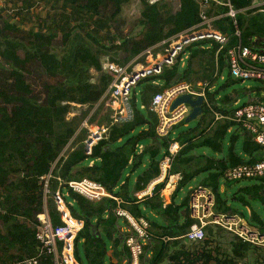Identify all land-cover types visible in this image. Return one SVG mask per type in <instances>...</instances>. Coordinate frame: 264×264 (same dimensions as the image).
I'll return each mask as SVG.
<instances>
[{
  "label": "trees",
  "instance_id": "1",
  "mask_svg": "<svg viewBox=\"0 0 264 264\" xmlns=\"http://www.w3.org/2000/svg\"><path fill=\"white\" fill-rule=\"evenodd\" d=\"M40 1L49 9H60L54 27L41 21L36 30L27 31L31 40L11 35L21 31L11 20L0 28V70L2 64L8 68L0 77V264L38 254L41 245L34 236L40 225L37 216L46 212L52 227L62 224L55 200L57 193L64 211L82 221L73 241L74 258L79 264H132L125 239L136 231L125 216L117 214L118 210L125 211L136 222L143 219L147 223L148 239L138 257L139 264H239L250 252L257 251L262 252L261 264H264V248L236 236L230 241L229 253L219 247L212 248L210 244L216 236L227 232L221 226L207 225L202 241H187L185 233L198 223L189 206L191 189L176 202L180 190L188 188L189 182L197 177L198 187L213 196L214 214L237 215L250 227L264 231V177L238 180L222 177L228 167L264 160V148L248 131L229 120L214 121L209 108L230 114L234 104L240 101L235 94L218 95L228 83L243 82L228 72V49L221 50L215 59L219 45L214 40L189 43L173 64L162 66L159 75L142 78L131 88L127 97L130 119L113 122L112 109L105 107L98 122L106 123V133L89 153L84 143L86 137L81 139L83 122L90 121L99 111L110 84L104 75L90 82L91 69L100 70V58L109 56L112 62L126 66L143 53L132 66L147 54L165 53L172 38L201 22L198 4L194 0H179L177 11L165 13L163 9L171 7L170 2L149 4L141 0L140 17L124 25L121 10L129 0ZM219 1L222 4L211 2L207 13L216 31L224 34L218 23L228 20L231 36L236 28L240 33V38L236 37L238 42L264 47V14L254 12V0ZM227 3L238 11L236 27L227 16ZM238 13L244 14V19L237 18ZM85 20L95 21L96 28L84 23ZM104 29L107 30L101 39L98 34ZM58 33L59 46H55ZM55 48L59 49L57 53ZM184 54L187 58L182 65ZM30 64H37L47 77L54 79L42 86L43 99L29 89L18 87L24 82ZM224 69L227 79L216 89ZM252 81L258 85L243 90L247 101L239 102V106L264 105V82ZM181 83L189 84L196 92L204 90L207 104L202 103L203 113L198 118L203 120L208 116L210 122L205 130L190 129L182 139L181 135L172 139L171 127L163 135L157 132L158 117L148 106L160 94V88ZM96 105L97 109L91 113ZM71 112L73 115L69 116ZM172 141L181 148L173 157L169 171L170 176H176L177 183L168 206H163L160 198L167 178L154 186L151 196L138 199L137 193L160 175V161L170 155ZM206 148L218 157L196 153ZM192 162L196 167H192ZM83 180L100 185L106 196L89 199L70 186ZM240 182L243 183L237 184ZM234 203H240L248 213L239 215ZM251 204L259 208L253 209ZM150 212L157 219L146 216ZM39 264H53L52 256L43 255Z\"/></svg>",
  "mask_w": 264,
  "mask_h": 264
},
{
  "label": "built area",
  "instance_id": "2",
  "mask_svg": "<svg viewBox=\"0 0 264 264\" xmlns=\"http://www.w3.org/2000/svg\"><path fill=\"white\" fill-rule=\"evenodd\" d=\"M161 1L173 2L174 4H177L178 9L180 7L179 0H147L149 4H156ZM194 1L199 6L201 22L190 30L180 33L172 38L171 46L165 51L166 54L162 59L151 60L149 67L136 65L130 70L129 67L131 64L121 66L109 60L108 57H102L100 59V70L97 71L91 69V83H94L100 75H104L110 82L103 99L106 97L108 98V104L106 107L112 109L110 118L113 122L131 118V113H128L125 104L126 101H128L127 97L129 96L130 90L136 82L151 75H159L162 66L173 64L179 53H181L183 48L189 43L203 39L214 40L219 45L215 54V59L217 58V54L225 48V45L229 41L228 37L225 34L216 31L212 25V19L207 16L211 2L218 5L222 3L219 0ZM227 6L229 7L227 16L233 20V24L236 27L235 14L238 11L230 6L229 3H227ZM252 8L256 9L254 12L264 14V6ZM125 9L127 14L124 16L129 22L138 19L142 10L141 0H132V2L129 0L125 5ZM234 34L237 38H240V33L237 28ZM186 58L187 54H184L183 58L180 60L182 65ZM227 58L228 72L232 78L243 81L260 80L264 82V47L256 48L253 45L245 46L242 45L239 40L237 45H234L227 50ZM185 94H191L193 97L201 96L203 102L207 104L204 90L196 92L186 83H181L165 89L162 93L156 94L151 100L148 109L154 111L158 117L159 125L157 127V132L159 134H165L171 125L179 122L189 114L190 108L186 104H180L174 110H170L171 103L178 96ZM234 105L235 109L230 114L216 112L209 106L214 121L229 120L240 125L253 136V139L259 145L264 148V105L260 103H249L239 106L240 104L238 101ZM68 115H73V113H69ZM86 125L87 121L85 120L82 126L85 128ZM95 126V129H92L91 127L89 134L84 140L87 153L90 152V148L102 138L108 129L105 124L99 126L95 124ZM180 148L181 146L177 142L172 141L170 143L168 149L170 155L165 156L159 164L160 175L151 180L148 183L149 185L146 186L143 191L137 193L138 199H142L145 196H151L154 186L160 183L164 178H167L164 188L167 189L171 186L174 176H170L169 171L172 159L178 153ZM139 149H141V147H139ZM222 177L226 180L264 177V160L255 164H241L228 167L223 171ZM70 186L89 199L99 200L101 197L106 196L100 185L86 180L79 183L72 182L70 183ZM81 186H84L87 189V192L82 190ZM55 200L58 209L61 212L62 224L57 227H52L47 213L43 212L39 214L37 218L40 225L34 233L36 240L41 245L38 254L33 257L24 258L23 260H12L4 264H39L43 255L52 256L53 264H79L74 258L73 241L82 227V221L71 218L68 212L64 211V206L58 193L55 196ZM212 206L213 196L206 189L199 187L193 191L190 208L192 217L196 218L198 223L192 225L185 233L184 237L187 241H202L205 237V227L212 224L223 227L243 242L264 248V231L256 230L248 226L244 223L243 219L237 215L214 214L212 212ZM117 214L125 216L136 231L135 234L128 235L125 242L131 251V263L139 264L138 257L142 252L143 244L148 239V233L146 231L147 223L143 219L136 222L128 215V213L122 210H118ZM57 242L62 243L61 249L57 248Z\"/></svg>",
  "mask_w": 264,
  "mask_h": 264
},
{
  "label": "rangeland",
  "instance_id": "3",
  "mask_svg": "<svg viewBox=\"0 0 264 264\" xmlns=\"http://www.w3.org/2000/svg\"><path fill=\"white\" fill-rule=\"evenodd\" d=\"M36 4L34 3V0H0V28L3 26L4 22L7 21H12L11 23L15 22L13 21L14 19H16L15 22V26H18L20 28L21 31H19V33H11V35L25 39V40H31L32 37L30 35H28L27 31L28 30H36L38 25L41 24V21H46V24L50 27H54V25L59 21V18H55L58 17L60 14V9L56 8L55 10L49 9L48 7H45V5L43 4L42 1L40 0H36ZM132 2V0H131ZM171 7L163 9L164 12L166 13L171 12L174 13L175 11L178 10L177 4L170 2ZM35 5V6H34ZM32 6V7H31ZM31 7V8H30ZM60 7V6H59ZM69 9V8H68ZM62 10V9H61ZM105 13H107L108 11L105 9L104 11ZM125 14H127V12H125V6L122 7L121 10V17L122 19L125 21L124 25H128L131 24L133 22H135L136 20H133L132 22H129L126 18H125ZM222 15H219V17H221ZM237 18H241L244 19V14L242 13H238L237 14ZM13 19V20H12ZM47 19V20H45ZM54 19V20H53ZM52 20V21H51ZM84 23H89V26L93 25L94 28H96V23L95 21H92L91 23L87 20H85ZM218 27L222 28V33H224L229 41L227 42V44L225 45L226 49H230L232 48L234 45L238 44L237 41V36L235 34H232L231 29H230V24L228 20H221V22L218 23ZM215 30L217 27H214ZM107 29H104L102 31L99 32L98 36L99 38L102 39V35H104V33L106 32ZM218 31V30H217ZM128 32V30H127ZM220 33V32H219ZM45 32H43V35L45 36ZM59 37H60V33H58L57 38L55 39V46H59ZM254 38H252L253 40ZM35 41V40H34ZM171 46V45H170ZM169 46V47H170ZM59 51L58 48H55V52L57 53ZM159 53L157 55H154L153 53L151 54H147L146 56H143L140 58V60H138L137 62H135L130 68L133 69L136 65H141V66H145V67H149L150 66V62L151 60L154 61L155 59H157L158 57H161L162 55L165 56L166 52L164 53V51H158ZM19 55L20 57H22V52L19 51ZM143 55V53L141 54ZM141 55H139L138 57L134 58L131 62H129L128 64H132V62L134 60H136L137 58H139ZM158 56V57H157ZM102 57H108L109 56H102ZM101 57V58H102ZM100 58V59H101ZM110 60V59H109ZM1 64V62H0ZM122 66V65H121ZM128 68V69H129ZM8 70V68L6 67V65L2 64V70H0V77L3 75H5L6 71ZM27 73L24 74L25 80L24 82H20L18 84V87H22L25 89H29L33 92L34 95H39L40 97H42V86L45 83H52L54 81V79H51L49 77H47L43 70L37 66V64H30L27 66L26 69ZM227 70L224 69L222 70L219 79L216 82V89L218 87H221L222 84H224V82L227 79ZM1 82V79H0ZM187 84V83H186ZM189 85V84H188ZM258 85V83L252 81V80H244L243 82H234L233 84L228 83V86L225 89H220L218 91V95L221 97L223 95H232L235 94L237 95L240 99L239 102H246L247 101V97L244 96V92L243 90H245L248 87H254ZM198 86V85H197ZM165 89L160 88L159 92L162 93ZM215 90V89H214ZM120 103V102H119ZM108 104V98L106 97L99 109V111H97L96 115L87 122V125L84 128V131L82 133V137L81 139H84L85 137H87V135L89 134V131L92 127V129H95V124L97 126L99 125H103L106 124L104 121L102 123L98 122V117L100 115V113L102 112V110L104 109L103 107H106V105ZM113 106V104H112ZM97 109V105L95 107H93V109L90 111L91 113L94 112ZM72 113V112H71ZM111 116V115H110ZM182 122L179 123L178 125H171L170 127V131H171V138L174 139L177 136L181 135V139L183 138V135L186 134L187 130L190 129H194L195 132H200L201 130H205L208 127V124L210 122V118L207 116L206 118H204L203 120H200L198 117L190 122H185V118H183L181 120ZM180 139V140H181ZM179 140V141H180ZM228 139L225 140L224 145L227 143ZM178 143V142H177ZM179 144V143H178ZM240 144V141L238 140L237 142V146ZM238 151H239V147ZM197 154H203L206 157H212V158H217L218 155L215 154V156H213V154H211V151L209 149H203V150H199L196 151ZM204 161V159H202ZM192 167H196V163L192 162ZM176 176L173 177V183L171 184L173 187H175L176 185ZM200 179L199 178H194L193 180H191V182H189L188 184V188L185 187L184 189L180 190V192L178 193L177 197H176V202L179 203L180 200L184 197L185 194L188 193V189H191V192L189 194V197L192 198V191L196 188H198V181ZM243 182L237 183V184H241ZM165 189V188H164ZM174 188H171V186L169 188H167V191H173ZM221 190H223V187L221 186ZM233 206L237 209V213L239 215H245L248 213V209L244 208L240 203H234ZM252 208H259L257 204H251ZM262 216V213H261ZM244 223L247 224V222L243 219ZM249 225V224H248ZM250 226V225H249ZM254 229H258L256 227H253ZM263 231V230H262ZM233 234L229 231H225L222 232L218 237L216 236L215 241L212 242L210 244V246L213 247H219L222 250H225L229 253L230 250V241L233 239ZM57 248L61 249L62 248V243L61 242H57ZM263 259V254L261 251H257V253L255 252H250L248 255V258L245 261L239 262V264H261V260ZM163 264H167V262H164Z\"/></svg>",
  "mask_w": 264,
  "mask_h": 264
},
{
  "label": "water",
  "instance_id": "4",
  "mask_svg": "<svg viewBox=\"0 0 264 264\" xmlns=\"http://www.w3.org/2000/svg\"><path fill=\"white\" fill-rule=\"evenodd\" d=\"M203 99L201 96L193 97L191 94H185L178 96L170 106V110H174L180 104H186L190 108L189 114L185 117V122H190L196 119L203 113V108L201 107ZM126 110L131 113L128 101H126Z\"/></svg>",
  "mask_w": 264,
  "mask_h": 264
},
{
  "label": "crops",
  "instance_id": "5",
  "mask_svg": "<svg viewBox=\"0 0 264 264\" xmlns=\"http://www.w3.org/2000/svg\"><path fill=\"white\" fill-rule=\"evenodd\" d=\"M264 6V1L263 0H254V2H253V5H252V7H263ZM13 21H15L16 22V20H13ZM14 22V23H15ZM164 57V55H162L161 57H158L157 59H155V60H160V59H162ZM149 185V184H148ZM147 185V186H148ZM165 187V186H164ZM171 188H174L172 185H171ZM199 188V187H198ZM200 188H202V187H200ZM204 189V188H203ZM196 189H194L193 191H195ZM192 191V192H193ZM172 193V191H167L166 189H162L161 190V194H160V198L162 199V203H163V206H168V204H169V201H170V194ZM193 194V193H192ZM142 200V199H141ZM190 203H191V198H189V206H190ZM129 215V214H128ZM191 215H192V212H191ZM130 216V215H129ZM146 216H148V217H151V218H153V219H157V217H156V215H154L153 213H148V214H146Z\"/></svg>",
  "mask_w": 264,
  "mask_h": 264
},
{
  "label": "bare ground",
  "instance_id": "6",
  "mask_svg": "<svg viewBox=\"0 0 264 264\" xmlns=\"http://www.w3.org/2000/svg\"><path fill=\"white\" fill-rule=\"evenodd\" d=\"M81 189L87 192V189L84 186H81Z\"/></svg>",
  "mask_w": 264,
  "mask_h": 264
},
{
  "label": "clouds",
  "instance_id": "7",
  "mask_svg": "<svg viewBox=\"0 0 264 264\" xmlns=\"http://www.w3.org/2000/svg\"><path fill=\"white\" fill-rule=\"evenodd\" d=\"M131 64V63H130ZM128 65V64H127ZM131 67V66H130ZM103 108H105V107H103ZM87 120V119H86Z\"/></svg>",
  "mask_w": 264,
  "mask_h": 264
}]
</instances>
